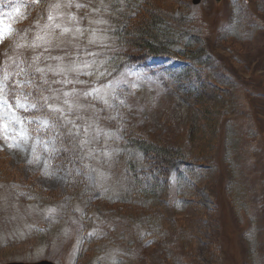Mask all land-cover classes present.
Here are the masks:
<instances>
[{"label":"rangeland","instance_id":"374dc122","mask_svg":"<svg viewBox=\"0 0 264 264\" xmlns=\"http://www.w3.org/2000/svg\"><path fill=\"white\" fill-rule=\"evenodd\" d=\"M139 1L133 16L134 0H0V164L13 177L0 180V264H118L126 260L128 237L143 232L127 215L155 217L156 208L171 231L175 220L190 227V263L264 264V0H146L167 23L203 30L218 59L215 78L182 58L138 57L140 48L124 49L136 56L132 62L115 60V27L123 13L130 23L145 16L146 1ZM26 61L35 62L49 85L41 95L47 110L76 128L96 158L75 167L95 198L103 189L108 197L126 191L117 162L127 139L138 135L206 163L188 166V206L178 204L171 183L146 175L154 208L106 199L93 218L83 217L89 207L78 187L84 182L69 181L71 165L55 158L61 147L55 120L29 112L36 84ZM122 216L131 227L126 242L112 238L111 227L103 237ZM156 242L145 244L138 264L164 263L166 250Z\"/></svg>","mask_w":264,"mask_h":264},{"label":"trees","instance_id":"16d2710c","mask_svg":"<svg viewBox=\"0 0 264 264\" xmlns=\"http://www.w3.org/2000/svg\"><path fill=\"white\" fill-rule=\"evenodd\" d=\"M133 3L134 5H132V2H129V13H133V16H136L140 13L139 9L141 7L139 6L142 2L134 0ZM139 3L140 5H138ZM145 4L147 7L145 6L146 9L143 8V11H146L144 17H139L137 22L130 23L131 16L129 17L128 14L123 13L122 21H119L117 27H115V36H117V43L120 46V55L117 56L115 60L123 59L125 63L132 62L133 58L136 56L126 54L124 49L140 48L144 51L139 53L140 55L136 54L138 57L149 54L182 58L192 61L203 69L207 68V71L215 78L218 71V59L207 49L206 41L203 39L202 35L203 30L194 27L181 29L178 28V26H173L167 23L169 19L167 15L164 14L163 16L160 11L154 10L152 4L147 5V1ZM33 64H35V62L29 63L28 61L22 64V66L29 71V74L34 77L33 79L36 84L35 91L33 94L31 93L32 95L30 96L33 98L36 105L33 109L31 108L29 112L31 114L40 112L47 113L55 120V124L59 131L58 143L61 145V147L59 146L60 148L57 149L55 158L71 165L68 176L70 179L69 181L80 182V184H76L78 186H81V182H84L81 188L78 187V191H80V195H82L81 198L84 200L87 207H89V209L83 210V217L87 215L93 218L95 207L103 208L105 205L101 202H106V199L110 201L115 200L118 203H125L126 206L130 205L131 208H133V205H139L141 208L144 206V209L154 208V203L157 204V197L152 191L150 184L146 183V175H154L164 179L165 182L171 183V185L176 188V192H179L178 197L180 196L181 201L179 200L178 204H180L183 209L188 206L190 202L188 197L190 190V177L187 175L188 166L192 165L205 169L207 166L206 163L202 161V158L191 156L186 153L183 148L180 149L176 146L165 145L157 141L142 138L138 135L127 139V142L124 143L123 149L119 153V160L117 162V164H120V168L122 167V177L119 184L123 182L122 179L126 180L128 182L126 191L120 194L121 196L119 197H108L105 195L106 192L104 193L103 189L102 195L95 198L94 195L90 193L92 189H90V187L88 188L84 176L75 168L88 166L95 157L93 153H89L83 147L80 134L76 132V128L70 123H67L60 114L54 113L53 109L47 110L46 103L41 95L48 90L49 85L47 82L42 81L40 77L41 69L34 67ZM0 71L4 72L3 69H0ZM217 80L222 82L223 77ZM37 90H39V92H36ZM117 170L120 172V169ZM6 172L7 171H5L0 164V180L13 178L10 176L6 178ZM173 179L177 182L174 183V181H172ZM155 211H157L158 215L155 217L152 214H142L139 211H137L138 213L136 214L130 211L128 212L132 214H128L126 218H129V221L133 223L138 221L137 224L139 228H142L143 232L140 233L139 237L134 236L132 239L128 237L130 243L128 244V250H126V260H121L120 257L117 261L118 264L141 263L140 260L144 258V253H141L142 249H144L146 245H155V243H157V238L161 239L162 245H160V248L163 251L166 250L163 264H192L189 262L190 255L186 252V247L191 243L192 238L190 227L185 224L178 225V222L175 220L173 222L174 227H170L172 229L176 228V230L173 229L174 231H171L169 228L165 227L162 211L159 208H156ZM111 212L115 211L111 210ZM115 214L119 215L122 214V212ZM135 215H137L138 218H134ZM115 217L117 218V216ZM122 219L123 216L121 220L118 219L120 223L116 221L112 226H107L103 233V237H105L104 235H109L107 230L108 227H111L116 233V237L112 238H118L116 240H121L122 242L127 240L131 227L128 225L125 227L124 222H122L125 218ZM118 227L122 228L119 232ZM112 234L113 232L110 233V236H113ZM93 235L92 233L86 235L89 242L93 243L95 241ZM115 239L114 242H117ZM172 256L176 258L175 262Z\"/></svg>","mask_w":264,"mask_h":264},{"label":"water","instance_id":"95a60500","mask_svg":"<svg viewBox=\"0 0 264 264\" xmlns=\"http://www.w3.org/2000/svg\"><path fill=\"white\" fill-rule=\"evenodd\" d=\"M194 1L197 3L200 0H194ZM6 264H55V263L50 261V260H40V261H37V262H16V261H14V262H8Z\"/></svg>","mask_w":264,"mask_h":264},{"label":"snow or ice","instance_id":"6c2138e0","mask_svg":"<svg viewBox=\"0 0 264 264\" xmlns=\"http://www.w3.org/2000/svg\"><path fill=\"white\" fill-rule=\"evenodd\" d=\"M52 19V17L51 16H49V20H51ZM65 31H67V29H65ZM22 106V105H21ZM6 127V126H5ZM5 139H7V137H5ZM12 145H9V147H11Z\"/></svg>","mask_w":264,"mask_h":264}]
</instances>
